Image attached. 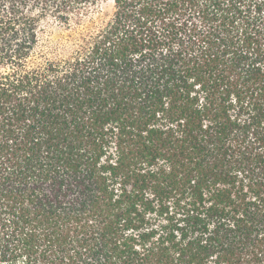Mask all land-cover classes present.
<instances>
[{"label": "trees", "instance_id": "1", "mask_svg": "<svg viewBox=\"0 0 264 264\" xmlns=\"http://www.w3.org/2000/svg\"><path fill=\"white\" fill-rule=\"evenodd\" d=\"M0 264H264V0H0Z\"/></svg>", "mask_w": 264, "mask_h": 264}, {"label": "rangeland", "instance_id": "2", "mask_svg": "<svg viewBox=\"0 0 264 264\" xmlns=\"http://www.w3.org/2000/svg\"><path fill=\"white\" fill-rule=\"evenodd\" d=\"M99 13H100V17L101 18H107L108 15L112 12V4L110 3H102L100 8H99ZM54 31V29H53ZM70 33L68 32H62V33H53V35H49V34H43L41 36H53V37H58V36H69Z\"/></svg>", "mask_w": 264, "mask_h": 264}]
</instances>
